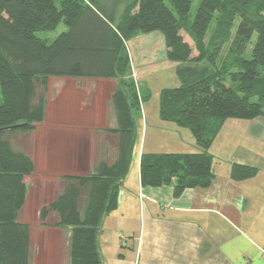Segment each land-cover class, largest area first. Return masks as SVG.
I'll use <instances>...</instances> for the list:
<instances>
[{
  "label": "trees",
  "instance_id": "1",
  "mask_svg": "<svg viewBox=\"0 0 264 264\" xmlns=\"http://www.w3.org/2000/svg\"><path fill=\"white\" fill-rule=\"evenodd\" d=\"M132 0L117 17L118 0H0V264H31L30 226L20 220L35 163L9 140L30 132L46 115L50 77L114 79L117 155L86 176H62L56 199L40 211L42 224L69 232V264H102L101 222L118 206L136 140L140 96L126 42L161 31L181 84L160 95L163 120L187 127L193 153H144L143 186H172L174 195L214 179L209 148L228 118L264 116V0ZM64 23L55 39L42 38ZM235 29V33H234ZM184 32L190 37L189 42ZM255 39V40H254ZM250 57H246L252 45ZM227 45V54L223 51ZM256 167L234 164L231 177H254Z\"/></svg>",
  "mask_w": 264,
  "mask_h": 264
},
{
  "label": "crops",
  "instance_id": "2",
  "mask_svg": "<svg viewBox=\"0 0 264 264\" xmlns=\"http://www.w3.org/2000/svg\"><path fill=\"white\" fill-rule=\"evenodd\" d=\"M159 34L139 33L135 36L141 38L133 36L126 42L132 77L139 95L145 96L135 117L136 140L129 171L121 182L118 206L101 222L102 264H264V116L223 122L209 148L214 179L208 187L187 188L175 196L172 186L142 185L144 153L200 151L189 128L161 118V92L178 87L181 81L176 64L168 58L164 35ZM155 36L160 43L153 47L150 42ZM162 64L166 67L158 69ZM49 82L52 93L57 89L63 93L64 85L70 82L72 92L80 96L69 101L67 110L63 104L50 126L36 125V154L41 162L50 163L54 173L57 163L66 165L69 172L65 175L72 176L91 174L97 155L113 162L117 155L113 130L118 120L112 103L116 81L50 77ZM48 114L47 104L44 121ZM234 164L256 167L258 172L252 178L234 180ZM29 199L30 189L23 209ZM23 209L20 220L30 226L31 264H41V259L45 264H69L67 231L27 215L22 219Z\"/></svg>",
  "mask_w": 264,
  "mask_h": 264
},
{
  "label": "rangeland",
  "instance_id": "3",
  "mask_svg": "<svg viewBox=\"0 0 264 264\" xmlns=\"http://www.w3.org/2000/svg\"><path fill=\"white\" fill-rule=\"evenodd\" d=\"M110 1V0H108ZM132 0H122L119 2L118 7H117V17L119 18L123 11L124 8L128 3H130ZM201 0H194L193 5H192V10H191V15L192 17L194 16L196 12V8ZM67 27L65 26L64 23H61L56 30L53 31H42L39 32L38 35L42 38H48L50 40L55 39L61 32L65 31ZM157 33H162L161 31L157 30ZM235 33V29H234ZM159 34V35H160ZM186 39L190 40V37L184 32ZM158 35V34H156ZM163 35V33L161 34ZM136 37L139 39L141 38L140 36H134L133 38L136 39ZM164 37V36H163ZM131 39V38H130ZM129 39V40H130ZM255 40V39H254ZM159 42V39L155 36L154 38H151L150 44H155L152 45L153 47L156 46ZM148 43V42H147ZM160 43V42H159ZM165 43V42H164ZM133 42L129 43V46L132 47ZM230 45H227L223 51V55L227 54V51L229 49ZM252 45L249 47L246 57H250L251 55V49ZM167 49V48H166ZM160 51V50H159ZM162 51V50H161ZM167 52V51H166ZM160 53V52H159ZM160 58V56H159ZM169 58V57H168ZM161 61V60H160ZM159 61V62H160ZM173 63L176 64L178 67V62L173 61ZM161 64V63H160ZM166 65L162 64L158 69L164 68ZM176 69V68H175ZM173 69L171 70V72ZM169 70L166 71V75H168ZM52 83L49 82L48 90L46 92V97H47V104H48V118L43 122V124H38L39 127H48L50 126L51 123L55 121V119L60 115V112L63 108V104L65 109L67 110L69 107V101L71 100H78L79 94L72 92L70 86L71 83L67 82L64 85V91L63 93L59 94L58 89L56 90V93H52L51 90V85ZM143 84V83H142ZM143 93H146V88L145 86L142 85ZM151 92V97L153 96L154 92ZM67 117V116H66ZM35 125L34 130L30 132H14V133H9L8 137L13 146L17 149L24 150L29 156H32L34 163H35V170L34 172L27 176L25 178V181L29 185L30 189V199H29V204L26 206L25 209H23V214H22V219L24 218L25 215L31 219H36L37 221H40V211L43 207L48 206L50 203H52L55 199L58 193L62 190L63 187V180L62 176L67 174L69 170L66 169V165H59L57 163V167L55 168V173L54 169L52 168L50 163H43L41 162L40 158H38L36 154V146H37V139L39 138V133H38V128ZM102 139V138H101ZM105 137H103L104 141ZM100 148V146H99ZM99 154H101L102 148L99 150ZM101 155L96 156V160L92 162L93 166L98 164L100 161ZM55 164V163H54ZM58 220V215L56 212L50 213V215L47 218L48 222V227L54 228L55 227V222ZM58 228V227H57ZM61 229V228H60ZM66 237H68L69 232H65L64 234ZM41 264H45V260L41 259L40 261Z\"/></svg>",
  "mask_w": 264,
  "mask_h": 264
},
{
  "label": "built area",
  "instance_id": "4",
  "mask_svg": "<svg viewBox=\"0 0 264 264\" xmlns=\"http://www.w3.org/2000/svg\"><path fill=\"white\" fill-rule=\"evenodd\" d=\"M263 253H264V250H263Z\"/></svg>",
  "mask_w": 264,
  "mask_h": 264
}]
</instances>
